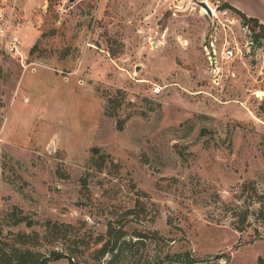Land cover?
<instances>
[{
	"label": "rangeland",
	"instance_id": "obj_1",
	"mask_svg": "<svg viewBox=\"0 0 264 264\" xmlns=\"http://www.w3.org/2000/svg\"><path fill=\"white\" fill-rule=\"evenodd\" d=\"M208 1L0 0L1 241L82 258L137 204L141 264H264V38Z\"/></svg>",
	"mask_w": 264,
	"mask_h": 264
},
{
	"label": "trees",
	"instance_id": "obj_2",
	"mask_svg": "<svg viewBox=\"0 0 264 264\" xmlns=\"http://www.w3.org/2000/svg\"><path fill=\"white\" fill-rule=\"evenodd\" d=\"M222 7H228L236 11L240 16L241 21L250 28L254 37L264 38V23L258 20L257 17L247 15L244 11L230 4L226 0L223 1ZM110 100L111 98H108V101ZM107 106L108 103L105 105L106 112L112 114V111H107ZM118 126H121L119 122ZM90 149L92 152L91 157L96 156L95 158L101 160L100 162H102L105 153L100 152V148L98 146H92ZM259 200L260 199H258V201ZM136 205L137 204L132 207H128L124 211L123 215L121 213L120 217L114 215L112 219H108L105 231L96 236L93 242L91 241V243L86 246L82 252V254L86 255H82V258H79V255L73 250L50 249L49 252L45 253L28 247H22L19 246L17 242L24 241L18 237L14 243L10 244L4 243L0 240V264H49L51 260H55L62 256L67 257L69 264H141L142 257L141 253H139V243H144V238L155 235L141 230L134 231L135 229L132 227L130 231V225L127 223V217L129 214L133 215L137 212V209H135L137 207ZM258 211L259 213H263L264 211V205L262 202ZM243 216L244 219L247 217V214H244ZM46 224L49 230H53L57 227L56 222H51L49 220ZM239 228L241 229V227ZM22 235H19L20 238ZM136 235L139 237L134 238ZM155 258L160 259L161 262L163 260H170L171 262L190 261V259L184 257V253L182 252L169 253L166 251L164 254L158 252ZM146 263H148V259L144 257L143 264Z\"/></svg>",
	"mask_w": 264,
	"mask_h": 264
},
{
	"label": "built area",
	"instance_id": "obj_3",
	"mask_svg": "<svg viewBox=\"0 0 264 264\" xmlns=\"http://www.w3.org/2000/svg\"><path fill=\"white\" fill-rule=\"evenodd\" d=\"M204 1L207 3L208 0ZM204 48L208 55L209 63H214V67L218 66L216 64L218 59H232L236 54L234 46H232L229 41H224L220 46L217 47L213 40H211L209 41V45H204ZM155 90H157V87L155 88Z\"/></svg>",
	"mask_w": 264,
	"mask_h": 264
},
{
	"label": "water",
	"instance_id": "obj_4",
	"mask_svg": "<svg viewBox=\"0 0 264 264\" xmlns=\"http://www.w3.org/2000/svg\"><path fill=\"white\" fill-rule=\"evenodd\" d=\"M194 2L205 7L209 12H211L210 7L207 5V3L204 0H194Z\"/></svg>",
	"mask_w": 264,
	"mask_h": 264
},
{
	"label": "crops",
	"instance_id": "obj_5",
	"mask_svg": "<svg viewBox=\"0 0 264 264\" xmlns=\"http://www.w3.org/2000/svg\"><path fill=\"white\" fill-rule=\"evenodd\" d=\"M227 2H229V0H226ZM230 3V2H229ZM231 4V3H230ZM233 5V4H232ZM235 6V5H234ZM236 7V6H235ZM238 8V7H237ZM258 16H259V20L262 22V23H264V14H258Z\"/></svg>",
	"mask_w": 264,
	"mask_h": 264
},
{
	"label": "bare ground",
	"instance_id": "obj_6",
	"mask_svg": "<svg viewBox=\"0 0 264 264\" xmlns=\"http://www.w3.org/2000/svg\"><path fill=\"white\" fill-rule=\"evenodd\" d=\"M207 5L210 7V5H209V1H207ZM202 8L204 9L203 6H202ZM210 10H211L212 13H216V10H215L214 8H211V7H210Z\"/></svg>",
	"mask_w": 264,
	"mask_h": 264
}]
</instances>
